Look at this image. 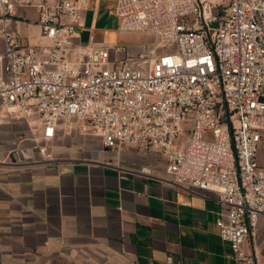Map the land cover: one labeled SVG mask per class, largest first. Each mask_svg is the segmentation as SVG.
<instances>
[{
    "label": "built area",
    "instance_id": "built-area-1",
    "mask_svg": "<svg viewBox=\"0 0 264 264\" xmlns=\"http://www.w3.org/2000/svg\"><path fill=\"white\" fill-rule=\"evenodd\" d=\"M26 9L38 13L34 43L10 28ZM115 15L121 31L153 37L147 52L79 46L72 0H0L1 104L36 118L44 140L73 120L107 147L158 149L171 183L227 206L216 219L227 257L257 264L243 244L264 216V0H116Z\"/></svg>",
    "mask_w": 264,
    "mask_h": 264
},
{
    "label": "crops",
    "instance_id": "crops-1",
    "mask_svg": "<svg viewBox=\"0 0 264 264\" xmlns=\"http://www.w3.org/2000/svg\"><path fill=\"white\" fill-rule=\"evenodd\" d=\"M72 1L82 17L75 42L86 47L99 2ZM22 13L37 22L35 9ZM19 36L34 43L39 30ZM72 123L60 120L44 140L36 118L15 119L0 102V264H235L217 193L171 183L156 148L107 147ZM243 250L264 264V216Z\"/></svg>",
    "mask_w": 264,
    "mask_h": 264
},
{
    "label": "rangeland",
    "instance_id": "rangeland-1",
    "mask_svg": "<svg viewBox=\"0 0 264 264\" xmlns=\"http://www.w3.org/2000/svg\"><path fill=\"white\" fill-rule=\"evenodd\" d=\"M214 1L221 2L222 0ZM98 2V18L96 19L95 17V21H93V28L87 29L86 36H88V40H90V43H108L110 46L118 45L124 46L129 50L136 48L142 52H147V50L153 45V37L149 33L142 31H121L119 29V18L115 15V0H98ZM30 25L33 27H29ZM30 25L27 28L20 22L16 23V25L11 23L10 28L16 34H27L32 38L38 32L39 27L35 22ZM1 44L2 43L0 42V47L2 46ZM161 52L162 47L157 50L158 54H160ZM261 92L264 95V87L262 88ZM187 126L189 127L183 129V132L178 139V142L183 144L184 146L188 141L189 129L191 127V124H187ZM262 153H264V149L262 150Z\"/></svg>",
    "mask_w": 264,
    "mask_h": 264
}]
</instances>
